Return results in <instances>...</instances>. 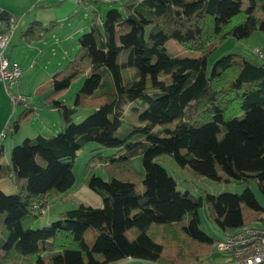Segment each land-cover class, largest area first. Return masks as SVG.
I'll list each match as a JSON object with an SVG mask.
<instances>
[{"label": "trees", "instance_id": "trees-1", "mask_svg": "<svg viewBox=\"0 0 264 264\" xmlns=\"http://www.w3.org/2000/svg\"><path fill=\"white\" fill-rule=\"evenodd\" d=\"M12 16L0 11L1 28L9 27ZM34 27L22 36L39 39L48 29ZM256 31L264 34V0H127L101 19L93 11L78 49L54 72L43 99L60 115V130L14 145L9 163H3L0 141V178L8 175L15 188L9 194L0 190V264H195L214 246L199 228L203 203L224 234L261 218L264 209L248 186L239 194L193 197L178 191L156 162L170 155L193 179L252 180L264 198V61L229 53L206 74L208 56L225 39ZM171 39L199 56L170 53L165 44ZM80 77L68 107L59 97ZM136 100L143 108L138 124L117 137L124 108ZM80 109L92 112L75 123ZM34 112L24 107L14 131ZM167 123L173 127L153 131ZM90 141L98 148L86 161L83 180L102 206L78 204L34 228L42 212L74 185L75 157ZM104 148L116 151L105 155ZM138 155L142 171L132 165ZM96 165L106 179L91 171Z\"/></svg>", "mask_w": 264, "mask_h": 264}, {"label": "rangeland", "instance_id": "rangeland-1", "mask_svg": "<svg viewBox=\"0 0 264 264\" xmlns=\"http://www.w3.org/2000/svg\"><path fill=\"white\" fill-rule=\"evenodd\" d=\"M10 1L7 5L12 6L15 16L13 17L14 29L11 36V43L7 53L10 56V61L13 60L18 63L21 70V77L18 83L9 89V92H6L4 87H2L6 104L2 109L0 108V112L8 111L6 121L11 118L10 125L6 130V136L0 140L4 146V163H9L11 148L25 138H34L38 134L49 135L57 133L60 130L62 124L60 115L55 109L48 108L43 103L44 97L51 90L52 75L54 72L61 70L75 54L78 49V39L88 31V26L92 19V12L96 11L97 18L101 19L108 9L112 7L120 8V5L127 0H118L116 3L105 0H80L78 2L77 0H63L55 4L50 3L46 5ZM34 21L41 24L35 25ZM31 22V25L36 26L38 29L48 26V29L42 32L41 38L32 39L31 34H28L27 37L21 36L20 32L26 30ZM165 48L175 55L188 57L199 56L198 53L193 54L189 52L172 39L166 42ZM258 50L262 52L261 57L257 54ZM229 53L240 54L255 64L262 63L264 61V34L256 31L247 38L235 39L228 37L225 39L208 56L206 74L210 75L216 60ZM83 80L84 77L75 79L66 92L59 97L66 106H73L74 95L82 85ZM9 94L26 96L29 100L28 107L32 106L35 110L31 119L21 123L16 131L12 128L13 122L26 106L17 105L13 107L8 96ZM142 109L141 100L133 101L124 108L121 128L115 134L117 137L120 136L124 128L138 124L137 118ZM91 112L92 110L89 109L78 110L73 116V122L78 123L82 121ZM172 127L173 123L157 125L153 131L164 132L167 128L170 129ZM2 132L3 127L1 128L0 135ZM96 148H98V144L90 141L78 150L73 167L75 188L82 183L85 185L83 180L85 164ZM100 151L105 155H109L114 153L116 149L104 148ZM131 161L137 171H142L143 167L140 155L133 157ZM156 162L175 179L178 191H187L191 196L197 197L204 192L215 195L223 193L239 194L248 186L254 193L258 203L264 209V198L259 192L256 183L252 180L247 183H217L205 177L193 179L175 163L170 155H162L156 159ZM91 171L95 175L106 179L105 172L99 165L92 167ZM66 208L74 207L70 205ZM53 209H56V206L49 212L43 211L42 216L35 221L34 228H40L56 220L58 217L53 213ZM197 213L199 228L213 238L214 246L208 255L203 256L195 264L233 263L228 254L220 253L216 249L215 243L224 238V233L208 219L207 209L204 203L198 208ZM253 222L255 220L250 224ZM144 263L139 260H126L121 264ZM26 264L32 263L26 262Z\"/></svg>", "mask_w": 264, "mask_h": 264}, {"label": "built area", "instance_id": "built-area-1", "mask_svg": "<svg viewBox=\"0 0 264 264\" xmlns=\"http://www.w3.org/2000/svg\"><path fill=\"white\" fill-rule=\"evenodd\" d=\"M9 23L8 28H0V81L6 92H9V89L16 85L21 77L18 63L10 61L5 54V49L14 29L13 18L10 19ZM257 54L261 57V50H258ZM8 96L13 107L17 105L28 106L29 100L26 96L20 94H9ZM4 137L5 133H2L0 140ZM215 246L220 253H226L231 257L233 263L230 264L264 263V213L261 218L247 227L238 231L226 232L224 238L215 243Z\"/></svg>", "mask_w": 264, "mask_h": 264}, {"label": "crops", "instance_id": "crops-1", "mask_svg": "<svg viewBox=\"0 0 264 264\" xmlns=\"http://www.w3.org/2000/svg\"><path fill=\"white\" fill-rule=\"evenodd\" d=\"M9 1L10 0H0V11L10 12L13 15L12 16V18H13L15 16V14L13 12V8L11 5H7ZM11 1H13V2L20 1V2H24L25 4L26 3H35V4L38 3V4H42V5L43 4L46 5V4H50V3L55 4V3L60 2L59 0H11ZM36 23H39V22H36ZM31 24H32V22L30 23L29 26H31ZM3 26H4L3 22L0 21V28ZM35 30H38V28H36V26H35ZM22 33L23 32L21 31L20 32L21 36H22ZM40 38H41V36H40ZM10 41H11V37H10L9 43L5 49V54L9 59H10V56L7 53V50H8L10 43H11ZM14 62H16V61H14ZM2 87H4V86H3L2 82L0 81V108L1 109L6 104L5 95L3 93ZM7 116H8V111L5 110V112L4 111L0 112V131H1V128L3 127L2 133H5V134H6V130L8 129V126L10 125V121H11V118H9L8 121H6ZM1 144H2V142H1ZM2 146H3V144H2ZM3 148H4V146H3ZM74 185H75V183H74ZM74 185L69 190H67L65 193H63L62 195L57 197L44 211L49 212L52 208H54L56 206V209H53V213L58 217L61 212H63L64 210H67V208L65 209V207H69L70 205H73V207H76L78 204H84V205H89V206H92L95 208H99L102 206L101 197L98 194H96L95 192H93L91 189H89L86 184L84 185L82 183L76 188ZM0 190L6 194L13 193L15 191L12 180L8 175L0 178ZM68 209H71V208H68ZM89 236L91 237V234Z\"/></svg>", "mask_w": 264, "mask_h": 264}]
</instances>
